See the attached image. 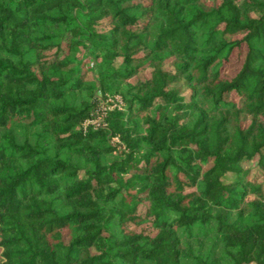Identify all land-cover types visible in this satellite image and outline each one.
Instances as JSON below:
<instances>
[{
  "label": "trees",
  "instance_id": "16d2710c",
  "mask_svg": "<svg viewBox=\"0 0 264 264\" xmlns=\"http://www.w3.org/2000/svg\"><path fill=\"white\" fill-rule=\"evenodd\" d=\"M209 1L0 0V264H264V0Z\"/></svg>",
  "mask_w": 264,
  "mask_h": 264
},
{
  "label": "rangeland",
  "instance_id": "374dc122",
  "mask_svg": "<svg viewBox=\"0 0 264 264\" xmlns=\"http://www.w3.org/2000/svg\"><path fill=\"white\" fill-rule=\"evenodd\" d=\"M207 1L210 2L209 0H207ZM146 75H147L146 72L140 74V76H146ZM99 99H100L99 105L102 109L104 107L105 108H112L115 106V104L120 102V99L117 95L115 97H108L106 99H103L102 97H100ZM102 115H103L102 111H100L98 113L96 111L94 118L92 120H89L88 122H92L94 124L101 123L103 121ZM114 140H115V138H114Z\"/></svg>",
  "mask_w": 264,
  "mask_h": 264
}]
</instances>
